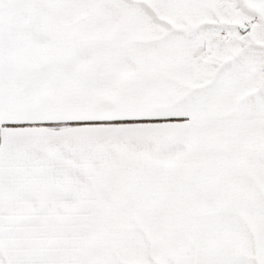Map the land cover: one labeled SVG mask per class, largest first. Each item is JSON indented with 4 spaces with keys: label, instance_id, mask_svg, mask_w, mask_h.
Segmentation results:
<instances>
[{
    "label": "snow or ice",
    "instance_id": "6c2138e0",
    "mask_svg": "<svg viewBox=\"0 0 264 264\" xmlns=\"http://www.w3.org/2000/svg\"><path fill=\"white\" fill-rule=\"evenodd\" d=\"M0 264H264V0H0Z\"/></svg>",
    "mask_w": 264,
    "mask_h": 264
}]
</instances>
